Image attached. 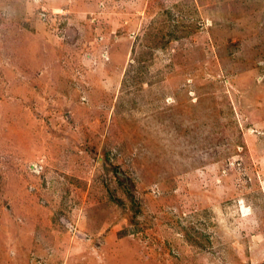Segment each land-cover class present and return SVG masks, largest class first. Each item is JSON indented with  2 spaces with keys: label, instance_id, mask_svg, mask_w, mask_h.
Segmentation results:
<instances>
[{
  "label": "rangeland",
  "instance_id": "obj_1",
  "mask_svg": "<svg viewBox=\"0 0 264 264\" xmlns=\"http://www.w3.org/2000/svg\"><path fill=\"white\" fill-rule=\"evenodd\" d=\"M0 264H264V0H0Z\"/></svg>",
  "mask_w": 264,
  "mask_h": 264
},
{
  "label": "water",
  "instance_id": "obj_2",
  "mask_svg": "<svg viewBox=\"0 0 264 264\" xmlns=\"http://www.w3.org/2000/svg\"><path fill=\"white\" fill-rule=\"evenodd\" d=\"M98 162H99V164L103 167V169H104V171H105L106 174H108L109 171H113V168L110 167V166L107 164V162H106V160H105V158H104L103 156H100V157H99ZM116 171L118 172L119 170L117 169Z\"/></svg>",
  "mask_w": 264,
  "mask_h": 264
}]
</instances>
